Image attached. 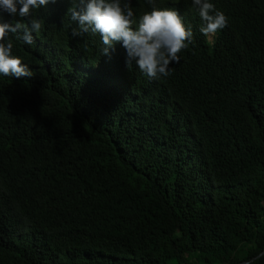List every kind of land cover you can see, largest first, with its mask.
<instances>
[{
	"label": "trees",
	"instance_id": "1",
	"mask_svg": "<svg viewBox=\"0 0 264 264\" xmlns=\"http://www.w3.org/2000/svg\"><path fill=\"white\" fill-rule=\"evenodd\" d=\"M210 2L211 39L193 0H156L193 31L158 80L74 39L78 0L10 35L33 76L0 75V264H264V0Z\"/></svg>",
	"mask_w": 264,
	"mask_h": 264
},
{
	"label": "clouds",
	"instance_id": "2",
	"mask_svg": "<svg viewBox=\"0 0 264 264\" xmlns=\"http://www.w3.org/2000/svg\"><path fill=\"white\" fill-rule=\"evenodd\" d=\"M57 0H0V13L13 17L12 23H0V75L5 77H31L33 72L21 58L13 55L11 34L24 44L34 43V33L39 34L43 21L32 15L33 10ZM151 11L137 18L130 0H78L68 9L71 20L78 27L71 35L75 39L84 34H99L103 56H110L116 44L126 50V65L129 71L133 62L149 79H160L171 75L170 65L180 63V53L193 42V31L186 26L176 10L161 9L156 0H147ZM203 24L200 32L213 38L228 26L226 15L217 10L210 0H193ZM17 17L19 19H17ZM25 18H29L26 22ZM135 26V27H134ZM248 264H252L251 261Z\"/></svg>",
	"mask_w": 264,
	"mask_h": 264
},
{
	"label": "rangeland",
	"instance_id": "3",
	"mask_svg": "<svg viewBox=\"0 0 264 264\" xmlns=\"http://www.w3.org/2000/svg\"><path fill=\"white\" fill-rule=\"evenodd\" d=\"M186 264H188V263H186ZM190 264V263H189ZM191 264H199V263H196L195 261H193V263H191Z\"/></svg>",
	"mask_w": 264,
	"mask_h": 264
}]
</instances>
